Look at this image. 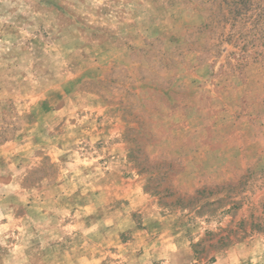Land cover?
Returning a JSON list of instances; mask_svg holds the SVG:
<instances>
[{
    "label": "rangeland",
    "instance_id": "obj_1",
    "mask_svg": "<svg viewBox=\"0 0 264 264\" xmlns=\"http://www.w3.org/2000/svg\"><path fill=\"white\" fill-rule=\"evenodd\" d=\"M0 264H264V0H0Z\"/></svg>",
    "mask_w": 264,
    "mask_h": 264
}]
</instances>
